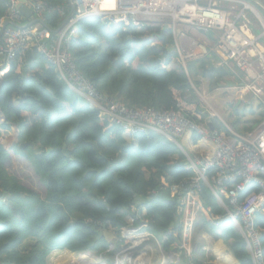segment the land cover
Segmentation results:
<instances>
[{
	"label": "trees",
	"instance_id": "obj_1",
	"mask_svg": "<svg viewBox=\"0 0 264 264\" xmlns=\"http://www.w3.org/2000/svg\"><path fill=\"white\" fill-rule=\"evenodd\" d=\"M47 1L52 9L44 21L55 35L71 6L69 0ZM6 12V0H0V18ZM26 22L23 18L22 24ZM75 25L69 51L77 69L99 91L129 106L173 107L171 89L186 95L198 85L196 76L206 65V59L182 64L172 49L170 28L123 27L100 16ZM31 52L30 63L16 58L0 77V264H47L54 250L101 254L108 247L97 230L102 225L118 239L113 252L133 245L127 228L162 234L165 248L173 244L178 239L173 233L177 200L171 186L193 173L185 168L182 151L153 132L127 140L70 90L43 55L34 48ZM259 116L264 117L263 104ZM213 125L226 130L219 122ZM252 190L257 187H249L240 198ZM202 198L203 207L209 206L212 213L222 211L207 188ZM131 204L139 211L145 208L147 222L127 223ZM254 228L264 258L263 213L255 214ZM212 229L240 264H253L245 239L232 222L223 220Z\"/></svg>",
	"mask_w": 264,
	"mask_h": 264
},
{
	"label": "built area",
	"instance_id": "obj_2",
	"mask_svg": "<svg viewBox=\"0 0 264 264\" xmlns=\"http://www.w3.org/2000/svg\"><path fill=\"white\" fill-rule=\"evenodd\" d=\"M69 0L75 6V14L70 16L66 27L53 35L40 23L22 24L20 0H6V15L0 18V75L6 73L17 58L20 62L28 50L34 48L43 55L65 84L88 101L99 114L109 119L112 125L128 135L154 132L161 134L181 148L180 139L185 133H195L199 139L209 141L212 150L205 151L197 158H188V169L193 174L184 183L171 186L177 198L176 215L179 218L180 240L174 245L186 257L192 250V226L197 211L201 208L204 185L210 187L212 194L226 199L223 214L215 216L217 226L223 219L231 220L243 235L250 250L253 264H264L263 249L259 234L254 228L257 212L264 214V119L251 131L231 135L222 131L210 130L204 115L197 109V103L188 102L182 91L172 88L174 107L169 109L152 106H129L98 90L97 86L83 76L77 69L69 51L76 36L75 23L80 19L102 16L108 23L123 27L134 25L141 27L161 19H169L172 24L186 22L202 33H219L216 47L225 53L227 60L233 61L239 70L251 67L248 52L259 58L264 53L260 42L264 36L262 27L259 37L253 36L248 21L242 22L240 16L221 8L218 3L225 2L229 7L249 4L244 0ZM33 18L44 20L52 9L47 0H26ZM61 14L63 10L59 9ZM9 26H3V22ZM17 24L18 26H15ZM191 27H186L190 29ZM185 29V30H186ZM178 47V42L174 40ZM203 51L204 48H203ZM264 62V57H263ZM247 92L259 97L264 105V75L258 82L247 81L239 90V96ZM216 114L210 109L209 115ZM212 174L209 175V171ZM250 186L252 190L240 198ZM187 188V189H186ZM186 189V191H184ZM130 211L135 213L131 205ZM97 224V222H94Z\"/></svg>",
	"mask_w": 264,
	"mask_h": 264
},
{
	"label": "crops",
	"instance_id": "obj_3",
	"mask_svg": "<svg viewBox=\"0 0 264 264\" xmlns=\"http://www.w3.org/2000/svg\"><path fill=\"white\" fill-rule=\"evenodd\" d=\"M70 16L71 13L66 15L63 23L67 22L70 19ZM2 25H5V21ZM65 27L66 26H64V28ZM182 33L183 34H181L179 38L180 43H182V38L186 35L192 36L199 42V44H196L195 49H189L188 47L183 48L182 50L185 52V55L199 54V57L196 59H206V65L204 67L210 69L208 72H203L202 69L201 75L196 76L195 81L198 82L200 89L205 92V89L210 87V90L207 93L212 102L215 99L223 97L227 99V105L229 104L232 107V105L236 104V107H232L231 109L233 110L231 115L232 120L229 121V123H225L232 132L241 134L250 130L252 123L260 120L259 113L261 111L262 101L253 93L247 92L243 97H240L238 93L245 82H258L259 80H262L264 75V53L258 58L257 55L248 52L247 57L252 65L246 71H241L233 61L226 59L225 53L222 50L216 47V39H218L216 37L217 34L215 36L216 31H212L213 36L211 37H207L204 34H198L197 30L192 27L186 30L182 29ZM252 34L255 37L261 35V33L254 34L253 32ZM197 35H199L200 38ZM260 42L264 45V36L261 38ZM198 47H201V49ZM203 48L205 51H203ZM187 58L190 60L189 62L195 60L190 57ZM218 67L223 69L222 73L218 71ZM227 82L229 85L226 84ZM214 83H216V85L213 86ZM193 98L197 99L196 95ZM244 109L246 110L245 114L250 115L251 121H249V119H242L245 115L243 114ZM215 110L220 114L218 109ZM230 113L231 112H229V114ZM237 118H239V123L235 122ZM221 121L224 122L222 117ZM214 122L218 123V120H213L210 123L212 127H214ZM180 144L183 152L187 156L193 158L203 155L205 151L212 150V145L209 141L201 139L195 141V136L191 135V133H185L180 139ZM215 200L221 210L224 211L226 203L225 198L220 197L219 199L215 198ZM221 212L212 213L209 206L200 208L197 211L192 230L193 255L189 259V261L197 262H188V259L179 252L177 246L174 244L166 248L163 247L161 240L165 239V236L162 234L156 236L144 228H140L137 231H131V241L133 242V245L130 247L121 246L117 252L122 254L128 250V252L130 251L131 253L129 255L131 256L132 261L135 263L143 261L141 264H240L233 255L226 241L218 236L216 231L212 229L213 219ZM140 214L143 223L147 222L145 217L146 210L144 207H142ZM204 215L208 217L207 220L204 219ZM86 262H88V264L99 263H94L90 258L86 260Z\"/></svg>",
	"mask_w": 264,
	"mask_h": 264
},
{
	"label": "rangeland",
	"instance_id": "obj_4",
	"mask_svg": "<svg viewBox=\"0 0 264 264\" xmlns=\"http://www.w3.org/2000/svg\"><path fill=\"white\" fill-rule=\"evenodd\" d=\"M200 3L206 4L207 1L201 0ZM218 5L223 9L230 10V12L233 15H238L240 12H242V14H241L242 16H240V19H241L240 22H242L244 19H246L248 21V25H249L250 30L254 34H260L261 33L260 31H263V30H261V27H260L261 26L260 24L262 23L261 22L262 16L257 15V12L254 10L252 5L250 6V4H249V8L244 9V10H243V6H241V5H234L233 7H229L225 2H220V3H218ZM153 24L163 26L164 28L165 27L170 28L172 30L171 32L173 33V39L176 40L178 42V45H179L178 50L174 46L172 49L176 51V53L178 54L179 60L182 62V64L184 63V65H186V66L188 65L190 60L187 57H190L193 59H196L199 57V54L185 55V52H183V50H182L183 48H187V47L189 49H195L196 44H199L198 41H196L192 36H189V35H186L185 37L182 38V43H180V39H179L180 35L183 34L182 29H186V27H192V26H189V24H187L186 22H178V23H175V25H173L171 20L166 19V18L155 21ZM197 33L202 34V35L204 34L206 36V33H202L199 30H197ZM216 34H217V36H216ZM197 36L200 38L199 35H197ZM211 36H213L212 33H211ZM215 36L218 38L220 35H219V33L216 32ZM216 41L220 42V40H218V39H216ZM198 48L201 49V47H198ZM192 86L196 90H194L192 88V90H190L191 92L188 91L186 94L188 96V98L186 97V95H184L185 98H187V100L191 99L189 96H193V95H196V98L200 99V97L197 95L199 93L201 96H203L205 98V100L209 103V105H211L212 107L214 105V108L219 110V112H220L219 116L221 115L220 117H222V119H224V121L226 123H229V121L232 120L231 115L233 113V110H231L232 107L229 104L227 105L228 102H227L226 98L221 97L220 99H215L212 102V100L209 98V95L207 93L210 90V87H207V89H205V92H204L202 89H200L199 84L196 86H194V85H192ZM203 110L204 111L206 110L205 106H204ZM229 112H231V113L229 114ZM245 113H246V110L244 109L243 114H245ZM242 119L243 120L249 119V121H251L250 115H246V114L244 115V117ZM122 134L126 139H129V137L131 136V135L125 134L123 132H122ZM116 253L118 254V252H116ZM116 253L114 252L111 255H108V254L105 255V254H95L93 252H88L87 253L88 255H86V254H84V252H71V251L68 252V250H54L48 256L47 262H48V264H88V262H86V260H88L90 258L94 263L105 262V264H112L114 262V264H115L116 263L115 260L121 259V257L123 256V255L116 256ZM129 264H133V262H130Z\"/></svg>",
	"mask_w": 264,
	"mask_h": 264
},
{
	"label": "clouds",
	"instance_id": "obj_5",
	"mask_svg": "<svg viewBox=\"0 0 264 264\" xmlns=\"http://www.w3.org/2000/svg\"><path fill=\"white\" fill-rule=\"evenodd\" d=\"M244 1H246V0H244ZM247 2V1H246ZM71 5H73V4H70V6ZM250 6H251V4H250ZM29 8V7H28ZM30 9V8H29ZM72 11H74V13H72ZM71 16H73L74 14H75V6L73 5V10H71ZM96 16H99V15H96ZM24 17V16H23ZM100 17H102V16H100ZM264 18V17H263ZM26 19V18H25ZM81 20V19H80ZM28 21H30V19H27V22ZM69 21V20H68ZM68 21H67V23H68ZM27 22L25 23V24H27ZM66 22H62L61 24H65ZM67 23L64 25V26H66L67 25ZM76 24V23H75ZM9 26L7 23L5 24V25H3V26ZM120 25V24H119ZM131 25V24H130ZM147 25H149V24H147ZM150 25H153V23H151ZM261 26V30H262V27L264 28V23H261L260 24ZM61 26L62 27H64L63 25H60V27H59V30L61 29ZM76 26V25H75ZM64 29V28H63ZM62 29V30H63ZM59 30H57V32H55V33H60L61 31H59ZM59 31V32H58ZM76 31H77V29H76ZM209 32H212V31H209ZM252 32V31H251ZM52 33V32H51ZM218 33V32H217ZM177 50H178V48L175 46V45H173ZM25 59H26V56H25ZM183 65H184V63H183ZM185 66V65H184ZM203 68V67H202ZM2 75H0V77H1ZM192 88L194 89V90H196L193 86H192ZM180 90V89H179ZM172 92V91H171ZM182 95H183V92H182ZM199 97H200V99H195V98H193V99H190V100H187L186 98V100L188 101V102H193V103H197V109L199 110V111H201L202 113H203V115H204V120H205V122L207 123V127L210 129V130H215V131H218V130H216L214 127H212L211 126V122L214 120H218V122L219 123H221L222 125H224L225 126V128H226V130H221L222 132H225V134H227V135H231V130L226 126V122L224 121V122H222L221 121V117L219 116V114L216 112V110L214 109V107H212L211 105H209V103L205 100V98L203 97V96H201L199 93L197 94ZM184 96V95H183ZM185 97V96H184ZM243 97V96H242ZM173 98V97H172ZM84 99V98H83ZM85 100V99H84ZM86 101V100H85ZM87 103H88V101H86ZM174 104H175V102H174ZM261 104H262V102H261ZM88 105H89V103H88ZM90 106V105H89ZM206 107V110L204 111L203 110V108L202 107ZM91 107V106H90ZM136 107V106H135ZM174 107V106H173ZM214 109L215 110V112H216V114L213 116V117H211V116H208L209 115V112H210V109ZM264 119V117L263 118H261L260 120H259V122L254 126V127H252L250 130H248V131H251L252 129H254L257 125H259L260 124V122L262 121ZM118 128V127H117ZM118 129H120V128H118ZM121 130V129H120ZM248 131H246V132H248ZM245 132V133H246ZM148 133V132H147ZM154 133V132H153ZM234 133V132H233ZM141 134V133H140ZM157 134V133H156ZM236 134H239V133H236ZM242 134H244V133H241V135ZM161 135V134H160ZM191 135H194L195 137H197L196 138V140L197 139H199L198 138V136L195 134V133H192L191 132ZM132 136H134V135H132ZM163 136V135H162ZM166 138V137H165ZM128 140V139H127ZM169 140V139H168ZM195 140V141H196ZM172 142V141H171ZM175 144V143H174ZM176 145V144H175ZM177 146V145H176ZM181 151H182V153H183V155L185 156V162H184V164H185V168L186 169H188L186 166L188 165V158L189 159H192L193 157H189V156H187L184 152H183V150L179 147V146H177ZM201 156V155H200ZM199 156V157H200ZM197 158V157H196ZM188 170H191L192 171V169H188ZM193 172V171H192ZM193 174V173H192ZM212 174V170L211 171H209V175H211ZM188 179V178H187ZM187 179L186 180H184L182 183H184L185 185H186V183H187ZM180 184V183H179ZM174 185V184H173ZM251 187V186H250ZM205 188H207L210 192H211V190H210V187L209 186H207V185H204V188H203V191H204V189ZM187 189V188H186ZM186 189L184 190V191H186ZM248 189V188H247ZM257 190H258V188H257ZM172 191V190H171ZM246 191V190H245ZM244 191V192H245ZM174 193V192H173ZM176 195V194H175ZM213 195V194H212ZM214 196V195H213ZM202 197H203V193H202ZM201 197V208H203V204H202V202H203V198ZM220 197H223V198H225L223 195H221ZM177 198H178V196L176 195V200H177ZM214 198H216L215 196H214ZM226 200V199H225ZM227 202V201H226ZM226 204V203H225ZM131 205H133V204H131ZM131 205H130V207H131ZM177 205V204H176ZM134 207H135V213H132L130 210H129V213H128V220H127V223L129 222V223H131L134 219H139V220H141L142 221V218H141V214H139V212L141 211V209H140V211L137 209V207L135 206V205H133ZM129 207V208H130ZM200 209V208H199ZM175 213H176V208H175ZM224 213V211H222L220 214H223ZM258 213V212H257ZM260 213H262V212H260ZM130 215H133V217L132 216H130ZM177 216V215H176ZM196 218V217H195ZM255 218V217H254ZM179 218H178V216H177V225H176V229H175V231H173V233H175L176 234V236H178V239H176L174 242H173V244L175 243V242H178L179 240H180V234H179V227H178V224H179ZM195 220V219H194ZM223 220H229V219H223ZM222 220V221H223ZM222 221L220 222V224L222 223ZM230 222H232L231 220H229ZM214 222H215V219H213V221H212V225L214 226V227H219L220 226V224L219 225H215L214 224ZM233 223V222H232ZM193 224H194V222H193ZM233 226L235 227V229L240 233V231H239V229H238V226H236L234 223H233ZM103 227H105L107 230H109V231H111V232H113L112 230H111V228H108L107 226H105V225H102V226H100V227H98L97 228V230H98V232H100V231H102V229H103ZM192 230H193V226H192ZM131 231H137L135 228H127V232H128V234H130V236H131ZM114 233V232H113ZM241 234V233H240ZM115 235V234H114ZM242 235V234H241ZM115 237H116V235H115ZM242 237H243V235H242ZM244 238V237H243ZM117 241H118V239H117V237H116V240H115V244H114V247H113V249L111 250V251H109V252H107V250L105 251V252H103V253H101V254H105V255H111L112 253H114L113 252V250L115 249V245H116V243H117ZM173 244H171V245H173ZM177 246V245H176ZM247 246V245H246ZM108 248V247H107ZM177 248H178V246H177ZM247 249H248V247H247ZM263 249V248H262ZM179 250V249H178ZM248 251H249V253H250V250L248 249ZM85 252V251H84ZM87 252V251H86ZM180 252V251H179ZM88 253V252H87ZM116 253V252H115ZM181 253V252H180ZM85 254V253H84ZM129 254H131L130 253V251L128 252V250L126 251V252H124V253H116V256H119V255H123L122 257H121V259H116L115 261H116V263L115 264H129L130 262H133L132 261V259H131V256L129 255ZM184 257H186L183 253H181ZM86 255H88V254H86ZM192 250H191V255H190V257H186V259H188V262H197V261H189V259L192 257ZM250 255H251V253H250ZM251 259H252V256H251ZM105 260V259H104ZM143 261H139L138 263H135V262H133V264H141ZM253 262V261H252ZM99 263H101V264H104L103 262H99ZM99 263H97V264H99ZM112 264H114V262L112 263ZM191 264H201V263H191Z\"/></svg>",
	"mask_w": 264,
	"mask_h": 264
},
{
	"label": "water",
	"instance_id": "obj_6",
	"mask_svg": "<svg viewBox=\"0 0 264 264\" xmlns=\"http://www.w3.org/2000/svg\"><path fill=\"white\" fill-rule=\"evenodd\" d=\"M246 1L249 4H251L253 6V8L255 9V11L260 16H262V18H263V15H264V0H246ZM25 2H26V0H20V6L19 7H20V11L23 14L24 18L30 19V21H28L27 24L30 25V24H34V23H40L44 27H46L50 32H53L52 29L45 23L44 20H41V19H38V18L31 19L32 12L26 5H24ZM71 10H73V5H71ZM261 12L263 14H261ZM263 22H264V18H263ZM5 24H6V22H5ZM14 25L18 26L17 24H14ZM58 30H59V28H58ZM54 32H57V31H54ZM163 32H164V29L161 30V34ZM32 58H33L32 52H31V50H28L27 53H26V59H25L26 64L30 63L32 61ZM202 69H203V72H205V71L208 72L210 70V69H207L206 67H203ZM217 69H218V71L220 73L223 72V69L221 67H218ZM25 71H26V69H24V74H25ZM226 84L229 85L228 82ZM50 150H51V148H48L47 152H49ZM63 152L67 153V150L64 149ZM120 158H121V154L119 153L116 160H119ZM99 235H102L104 237V239L106 240V242H107V245H108L107 252L111 251L113 249V247H114L115 240H116V237H115L114 233L109 231V230H107L105 227H103L102 231L99 232ZM84 253L87 254V252H84ZM103 263L105 264V262H103ZM99 264H101V263H99Z\"/></svg>",
	"mask_w": 264,
	"mask_h": 264
},
{
	"label": "bare ground",
	"instance_id": "obj_7",
	"mask_svg": "<svg viewBox=\"0 0 264 264\" xmlns=\"http://www.w3.org/2000/svg\"><path fill=\"white\" fill-rule=\"evenodd\" d=\"M254 10H255V9H254ZM257 15H258V16H260L258 13H257ZM258 18H259V17H258ZM261 18H262V17H261ZM260 20H261V19H260ZM261 21H262V23H263V18H262V20H261Z\"/></svg>",
	"mask_w": 264,
	"mask_h": 264
}]
</instances>
